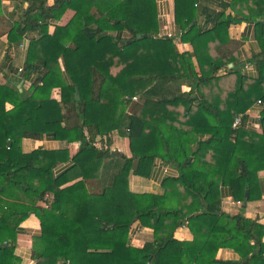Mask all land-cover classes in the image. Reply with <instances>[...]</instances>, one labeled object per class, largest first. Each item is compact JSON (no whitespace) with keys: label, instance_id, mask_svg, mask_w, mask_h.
<instances>
[{"label":"trees","instance_id":"trees-1","mask_svg":"<svg viewBox=\"0 0 264 264\" xmlns=\"http://www.w3.org/2000/svg\"><path fill=\"white\" fill-rule=\"evenodd\" d=\"M26 1L6 61L36 34L18 80L35 78L29 93L0 85V264L21 263L17 230L31 215L43 244L32 264H242L218 261L221 249L264 264V225L225 213L221 192L262 199L264 108L262 133L233 124L264 106V52L252 58L259 77L243 75L229 29L260 19L263 45L264 0H174L172 38L161 36L157 0ZM44 136L80 147L24 150ZM113 136L128 139L131 157L111 149ZM157 161L178 171L162 181L165 194L133 193L130 174L150 178ZM135 223L154 234L143 248L129 245ZM183 225L192 242L175 238Z\"/></svg>","mask_w":264,"mask_h":264},{"label":"crops","instance_id":"crops-1","mask_svg":"<svg viewBox=\"0 0 264 264\" xmlns=\"http://www.w3.org/2000/svg\"><path fill=\"white\" fill-rule=\"evenodd\" d=\"M55 0H48V5L54 4ZM159 3V13L162 16L160 19L161 36L168 33H175V3L174 0H157ZM223 1L228 0H220ZM202 4L204 5L205 2ZM211 8H216L218 11L221 9L219 3H210ZM253 6L252 4H250ZM28 3L26 0H0V85L10 86L20 93H29L31 84L35 77L28 81H19L18 77L19 68L24 66L27 48L20 49L15 57L7 62L6 55L10 45L8 39V33L12 27L22 21L23 13L26 11ZM252 8V7H251ZM235 10L240 15H249L248 5L245 3H238ZM226 13L228 15L235 16V12L228 8ZM74 12L68 11L62 20L59 22L62 25L67 24L73 17ZM204 22V18L200 19V22ZM255 21L244 22L242 24H234L229 29V35L231 39L236 40L240 43L239 57L241 66V72L243 75L257 79L259 77V71L252 58L255 55H259L264 52V44L262 45L257 38L256 22ZM56 22H51V25H55ZM53 28L51 27L50 32L52 33ZM29 40L36 37V34H28ZM23 41H21L22 43ZM181 51H193L191 45H184L176 41ZM29 43L26 44L28 47ZM232 67V65H230ZM185 90H188L184 88ZM55 98H59L58 91L54 92ZM134 101L139 99L135 97ZM9 107V105L7 106ZM250 118L249 129L258 133H262L259 124V115L256 109L248 111ZM257 128H260L257 130ZM100 138L97 139L99 142ZM78 143L68 144L67 142H61L55 140L52 136H44L41 140H29L26 139L23 143V148L26 152L34 151L38 148H44L46 150H59V149H70L72 154H75L79 149ZM111 149L115 152L121 153L128 157H131L129 151V141L125 138L113 136ZM126 151L128 153H126ZM69 163H63L62 165L68 166ZM178 176V171L171 168L170 166L164 165L161 161H157L156 168L154 169L150 178H144L136 176L134 173L130 174L129 185L130 190L136 194L151 193L156 195H164L165 189L162 186V181L168 177ZM259 184L262 191V199L253 202H237L233 200L231 190L228 187H223L222 192V210L232 216L244 214V216L251 220H256L260 224L264 225V171L259 174ZM175 238L181 242H192L194 239L188 226H180L175 232ZM154 234L152 230L142 228L139 223H135L132 227L129 236V245L136 248H143L146 243L153 242ZM43 251V244L41 240V226L40 222L35 215H31L25 220L17 230V241H16V254L20 258V264H32L34 262V255L40 254ZM216 259L220 262H232L242 263L244 260L241 259L232 249H221L217 253Z\"/></svg>","mask_w":264,"mask_h":264},{"label":"built area","instance_id":"built-area-1","mask_svg":"<svg viewBox=\"0 0 264 264\" xmlns=\"http://www.w3.org/2000/svg\"><path fill=\"white\" fill-rule=\"evenodd\" d=\"M159 17H160V19L162 18L161 15ZM164 36L172 38L174 36V34L173 33H168V34H166ZM178 40L179 39H177L176 41H178ZM29 42H30L29 37L26 36L24 38L23 42L20 43L19 48L20 49L27 48L26 44H28ZM23 72H24V66H21L19 68V73H23ZM263 108H264V106H263L262 102H258L252 109H256L258 111V113H260V112H262ZM248 115L249 114L238 116L235 119L234 124H233L234 129H238V128H241V127H245L247 129H249V127H250V118H249ZM259 129L260 128H257V130H259ZM66 168H67V166L60 164L57 167H55L54 174L58 175Z\"/></svg>","mask_w":264,"mask_h":264},{"label":"water","instance_id":"water-1","mask_svg":"<svg viewBox=\"0 0 264 264\" xmlns=\"http://www.w3.org/2000/svg\"><path fill=\"white\" fill-rule=\"evenodd\" d=\"M145 37H147V36H145ZM142 38V36L141 35H139L138 36V39H141ZM131 42L130 41H128V43L127 44H130ZM122 44H125V43H122ZM78 99H79V97H78Z\"/></svg>","mask_w":264,"mask_h":264},{"label":"rangeland","instance_id":"rangeland-1","mask_svg":"<svg viewBox=\"0 0 264 264\" xmlns=\"http://www.w3.org/2000/svg\"><path fill=\"white\" fill-rule=\"evenodd\" d=\"M178 43H180V40H178ZM10 107V106H9ZM126 153H128L127 151H126Z\"/></svg>","mask_w":264,"mask_h":264}]
</instances>
